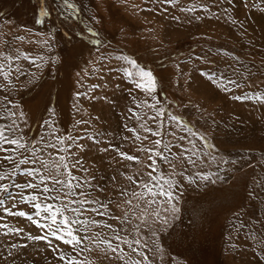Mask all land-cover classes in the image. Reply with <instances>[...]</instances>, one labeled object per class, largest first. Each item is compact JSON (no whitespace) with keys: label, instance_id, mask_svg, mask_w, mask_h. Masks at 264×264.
<instances>
[{"label":"rangeland","instance_id":"1","mask_svg":"<svg viewBox=\"0 0 264 264\" xmlns=\"http://www.w3.org/2000/svg\"><path fill=\"white\" fill-rule=\"evenodd\" d=\"M260 96L264 0H0V264H264Z\"/></svg>","mask_w":264,"mask_h":264},{"label":"snow or ice","instance_id":"2","mask_svg":"<svg viewBox=\"0 0 264 264\" xmlns=\"http://www.w3.org/2000/svg\"><path fill=\"white\" fill-rule=\"evenodd\" d=\"M64 3L67 4L68 0H64ZM40 15L41 16H47V15H49V13L47 10H41ZM40 22L43 23L42 20ZM95 43H99V41H95ZM129 75H131V73H129ZM142 75L148 76V75H150V73H142ZM230 83L235 84L236 82L231 81ZM235 99L243 101V100H250V99H252V97L238 96V97H235ZM257 99L264 100V96L257 97ZM171 119L174 121H179L178 117H172ZM4 128H5L4 125H0V151H7L8 150V149L4 148L5 144L19 145L20 147H24V145L20 144L19 141H17L16 139H9L5 135ZM146 131H150V130L146 129ZM153 134L158 135V133H153ZM137 139H139V137H137ZM156 143L160 144V141L158 140ZM166 147L167 146H165V148ZM153 155L154 156H161L162 159L164 158L162 153H159V152H156ZM5 158L7 159V157H5ZM127 158L131 159V160L136 159L135 157H130V156ZM21 163H24V161H21ZM153 164H155V161H153ZM37 171H39V170L38 169L37 170H31V169L25 170L26 175H28V176L35 175V173ZM3 179H4V177L0 176V180H3ZM45 179H46V177L41 176L40 177L41 183H43L45 181ZM54 183L63 184L64 182L63 181H54ZM162 183H163L162 180L159 182L157 181V183L154 185V188L157 187L159 184H162ZM68 186L71 187V182H69ZM21 187L26 188V189H36L39 187V185L29 183L25 180H20L18 183H13L11 185V187L9 186V184L0 185V191H3L5 193L4 198L0 199V208H4L5 215L20 216V217L28 216V218L31 219V215L29 213H26L24 211L13 212L10 208L5 207V202L9 198L15 199L17 192ZM13 189H15L16 191H13ZM57 190H59V189H57ZM40 191L44 194H47V193H49L50 189L47 186V184H45V186L42 189H40ZM159 194L163 195L164 193L161 190ZM46 198L47 199H57V200L59 199V197H46ZM23 199L27 202H34L33 203L34 215L37 218H39L36 221L37 227H40L42 229H47L50 236H52L56 239H60L66 244H79V243H81V239L79 237H76L75 239H71V237H73V228L70 225H80V228L77 229V231L86 232L88 225L90 223H94L93 221H91L89 219H79V218H74V219H71V221H70L69 217L64 215L65 211L76 212L77 216H79L81 214L80 209H77V208L68 209L66 207H57L55 204H51V203H41L40 202L41 196H39V195L31 194V195L25 196ZM79 203L91 204V203H93V201H87V202L79 201ZM90 210L93 212H99V209H97V208H92ZM99 214L103 215V212H99ZM58 216L60 217V219H58ZM40 221H43V222L41 223ZM0 228H8V225L7 224H0ZM65 237H69V238L66 239ZM40 238H45V237H40ZM61 259H64V257H61ZM68 264H75V261L69 260Z\"/></svg>","mask_w":264,"mask_h":264}]
</instances>
